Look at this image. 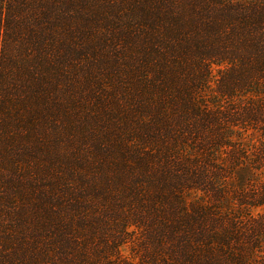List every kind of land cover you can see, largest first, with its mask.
<instances>
[{"label":"trees","instance_id":"1","mask_svg":"<svg viewBox=\"0 0 264 264\" xmlns=\"http://www.w3.org/2000/svg\"><path fill=\"white\" fill-rule=\"evenodd\" d=\"M263 242L264 0H0V264Z\"/></svg>","mask_w":264,"mask_h":264},{"label":"rangeland","instance_id":"2","mask_svg":"<svg viewBox=\"0 0 264 264\" xmlns=\"http://www.w3.org/2000/svg\"><path fill=\"white\" fill-rule=\"evenodd\" d=\"M216 70L218 69H215L214 72L216 73ZM263 249H264V242H263ZM122 251L125 255L129 256V257H132V254H131V250H130V245H124L123 248H122Z\"/></svg>","mask_w":264,"mask_h":264}]
</instances>
